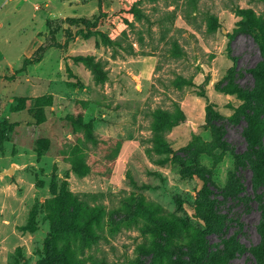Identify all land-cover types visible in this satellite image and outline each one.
<instances>
[{
  "label": "rangeland",
  "instance_id": "rangeland-1",
  "mask_svg": "<svg viewBox=\"0 0 264 264\" xmlns=\"http://www.w3.org/2000/svg\"><path fill=\"white\" fill-rule=\"evenodd\" d=\"M247 10L264 26V0H0V264H264L248 105L218 89L256 84Z\"/></svg>",
  "mask_w": 264,
  "mask_h": 264
},
{
  "label": "trees",
  "instance_id": "trees-1",
  "mask_svg": "<svg viewBox=\"0 0 264 264\" xmlns=\"http://www.w3.org/2000/svg\"><path fill=\"white\" fill-rule=\"evenodd\" d=\"M123 12L124 11L121 10L115 13V15L122 14ZM128 12L135 13V9L131 7ZM243 14L246 18L245 28L258 44L263 56V61L261 62V64L251 70L256 84L251 89H244L237 85L231 78L227 80L226 84L219 85L218 89L219 91L224 92L228 95H237L239 99L247 103L248 108L246 110L238 109L237 113L233 115V117H230L229 120L230 122L235 123L239 118H244L247 123V127L245 128L244 133L248 146L258 152V158L255 162H253V164L261 165L264 168V151L259 148L258 140V132L260 131V127L263 125L264 119H261L257 111L252 107V104H259L264 102V26L258 21L251 10L244 11ZM85 36L88 35L86 34ZM39 61L37 60V62ZM212 115L213 114H210V116ZM156 119L157 121L155 124V130L158 132H164L185 122L186 117L180 110L173 115H168L163 111H158L156 113ZM240 162H243L242 159H240ZM181 164H184V162L182 161ZM181 223L182 222L178 220L160 221V229L158 233L161 239L166 240L167 236L171 237L172 235L174 236L175 233H178L179 229L181 228ZM47 264H53V262L48 261Z\"/></svg>",
  "mask_w": 264,
  "mask_h": 264
}]
</instances>
